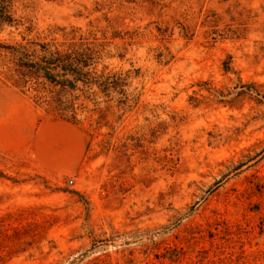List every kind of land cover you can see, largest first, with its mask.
<instances>
[{
    "label": "rangeland",
    "instance_id": "rangeland-1",
    "mask_svg": "<svg viewBox=\"0 0 264 264\" xmlns=\"http://www.w3.org/2000/svg\"><path fill=\"white\" fill-rule=\"evenodd\" d=\"M0 264H264V0H0Z\"/></svg>",
    "mask_w": 264,
    "mask_h": 264
},
{
    "label": "trees",
    "instance_id": "trees-1",
    "mask_svg": "<svg viewBox=\"0 0 264 264\" xmlns=\"http://www.w3.org/2000/svg\"><path fill=\"white\" fill-rule=\"evenodd\" d=\"M87 63L82 59H72L69 53L63 55L60 52H52L33 65L38 67L49 81L75 89L78 83L84 85L92 83L89 72L85 71L89 66Z\"/></svg>",
    "mask_w": 264,
    "mask_h": 264
},
{
    "label": "built area",
    "instance_id": "built-area-1",
    "mask_svg": "<svg viewBox=\"0 0 264 264\" xmlns=\"http://www.w3.org/2000/svg\"><path fill=\"white\" fill-rule=\"evenodd\" d=\"M70 183L72 184V183H73V181L71 180V181H70Z\"/></svg>",
    "mask_w": 264,
    "mask_h": 264
}]
</instances>
